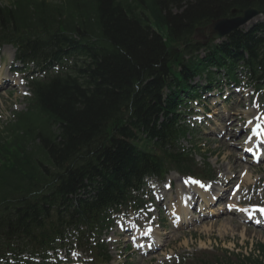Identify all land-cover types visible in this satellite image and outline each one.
I'll return each instance as SVG.
<instances>
[{
  "label": "trees",
  "instance_id": "1",
  "mask_svg": "<svg viewBox=\"0 0 264 264\" xmlns=\"http://www.w3.org/2000/svg\"><path fill=\"white\" fill-rule=\"evenodd\" d=\"M248 7L264 14V0L0 2V44L20 59L80 55L69 73L33 80L26 110L0 131V241L46 246L69 226L98 234L145 175L188 170L174 148L191 78L213 66L234 79L238 61L253 80L264 70V21L205 46L195 30Z\"/></svg>",
  "mask_w": 264,
  "mask_h": 264
},
{
  "label": "rangeland",
  "instance_id": "2",
  "mask_svg": "<svg viewBox=\"0 0 264 264\" xmlns=\"http://www.w3.org/2000/svg\"><path fill=\"white\" fill-rule=\"evenodd\" d=\"M264 19V16L255 18L243 29H249L252 25ZM201 36H196V40L202 41ZM13 49L11 47L5 46L0 50V56H5V68L9 66V58L13 54ZM203 55V54H201ZM2 60V59H1ZM16 66V65H15ZM19 83L23 82L21 77L17 78ZM198 84V87L201 88L205 85L206 81L204 76H201L200 79H195ZM21 81V82H20ZM218 84H215L212 87L214 88L209 93H205L203 98L206 100V104L211 108V113L209 119L206 123L201 120V113L197 116L191 117L190 120V129L189 135L182 139L180 144L188 150H194L197 154L195 155V160L197 162H202V157L206 156L210 167L215 171V175L222 173L226 177H232L236 174L235 166L236 162L241 165L242 170L238 173L240 179L232 185L230 189L229 197H233V201L238 204H253L255 202L264 201L263 190L264 189V160L259 164L250 165L245 158H242V153L239 150V147L242 146V143L247 141L245 132V123H242L244 120H249L254 112L251 111V107L256 109L257 99H260V102H264V93L257 96L253 93L252 88H246L242 90L239 88H229L224 86V81L221 76L216 78ZM218 85V87H216ZM218 91L220 92L219 96ZM226 91L230 93V101L224 102L221 97L226 95ZM240 92L241 96L234 95L233 92ZM7 92L10 95H7ZM201 92V91H200ZM27 91L18 85L17 90L13 89H0V125H3V122H6L8 119L12 118V114L16 111L23 110L26 104ZM242 100L241 105H236L239 100ZM213 102H217L216 106H213ZM248 106L246 109L243 106ZM203 107V106H202ZM202 107H199L202 109ZM264 111L260 107V114ZM232 113L233 118L238 119L235 122L234 128L231 131V135L228 139L221 140L218 136L224 133V136L227 138L228 132L226 128L228 127L224 122L222 116H226ZM241 116V121H239ZM222 125L220 127L219 125ZM248 138V139H247ZM238 147V148H237ZM232 148H236V155L228 156V153ZM192 152V151H191ZM241 156V157H240ZM235 165L232 169L230 167ZM251 171V179L248 183H244L243 177L246 172ZM171 178V179H170ZM164 180L165 182H158L160 190L163 189V185L167 183L170 179L172 183V192H176V188L180 185L179 176L173 173L168 174ZM259 180V181H258ZM155 181V180H154ZM241 184V190L235 193H232L233 190L239 187ZM151 186L147 185L145 193L149 197L148 190ZM262 190V192H261ZM171 197H175L173 193ZM238 194V196L236 195ZM233 195V196H231ZM145 196V197H146ZM153 199H158L156 189H153L151 192ZM150 196V197H151ZM169 192H167L166 201L162 204L168 205ZM162 208V205H160ZM224 209L223 202H219L213 211H219ZM161 216L165 217L161 212ZM122 216L118 217L114 222L112 230L104 237L107 239V246L109 253L112 257L111 264H194L199 263L202 260H215L219 259L220 261L227 260L230 257L233 261H236V256H233V253H241L243 256H260V251L257 249L259 244L264 245V231L258 230L254 227L249 226L247 223H244L239 219L235 213L228 212L224 213L220 217H213L207 221L197 222L188 227L183 226L178 229L172 228V226L165 220L163 227L158 229V237L160 242L163 243V246L157 251L146 257L139 256L131 248L127 249V239L125 237H117V230H119V222H122ZM224 218L230 219L232 223V231H224L221 229L223 225ZM144 219L143 214L131 215L127 217L128 222H135L136 224L140 223ZM116 225V226H115ZM222 230V231H221ZM242 233L244 236H242ZM118 234V233H117ZM157 237V235H156ZM74 248V246H72ZM258 250V251H257ZM62 252V250L60 251ZM88 256V255H87ZM88 258V259H87ZM90 264L91 259L85 257ZM17 264V260L14 259H0V264Z\"/></svg>",
  "mask_w": 264,
  "mask_h": 264
},
{
  "label": "bare ground",
  "instance_id": "3",
  "mask_svg": "<svg viewBox=\"0 0 264 264\" xmlns=\"http://www.w3.org/2000/svg\"><path fill=\"white\" fill-rule=\"evenodd\" d=\"M24 87V86H23ZM14 89V88H13ZM228 120H230V118L229 119H227V121ZM250 122H253L252 120H250ZM235 123V120L233 119L231 122H228V125L229 126H232L233 124ZM6 128H8V127H6L5 126V129ZM0 129H1V125H0ZM262 129L264 130V128L262 127ZM12 138V137H11ZM220 139L221 140H223L224 142H225V136L224 135H221L220 136ZM231 155H236V148L235 149H232V150H230V152L228 153V156H231ZM234 164H233V166H232V168H234ZM240 169H241V165L239 164V163H237L236 162V166H235V170L237 171V172H239L240 171ZM236 178H237V176H233L232 177V180H233V182H234V180H236ZM250 179H251V176H250V174L249 173H246L245 175H244V183L246 184V183H248L249 181H250ZM192 185H195L194 186V189L192 188H190V187H188V188H184V190H183V188L182 187H180L181 188V192L180 193H178L179 191H177V194H176V196L175 197H178V201H176L175 203H173V206L171 207V212L174 214H177L176 216L178 217V218H181V220H180V222L181 223H187V222H189V220H190V218L191 217H188V215H189V213H188V211H189V207H188V202L191 200H197V195L196 194H200L201 195V197L203 198V200H204V204L206 205L208 202H209V200L210 199H213V195L214 194H216V193H214V192H211V191H206L203 187H201L200 185H198V184H195L194 182H193V184ZM204 190V191H201V190ZM211 190H213V189H211ZM189 192H191L190 194H189V199L190 200H187V197H186V194H188ZM211 213H214V211H210ZM227 212H230V210L229 209H227V210H224L223 209V211H221V213L220 214H218L217 216H221L223 213H226L227 214ZM194 218H195V220L193 219V218H191V222L192 223H195L196 222V216L194 215ZM199 218V217H198ZM223 222H225V223H223V225L221 226V229H223L224 231H232L233 229H232V225H230V223H232V221L230 220V219H227L226 220V218H224V221ZM187 225H189V224H187ZM222 231V230H221ZM157 233V230L156 231H154V234H156ZM242 236H244V234L242 233ZM156 248L154 247V249L153 250H155Z\"/></svg>",
  "mask_w": 264,
  "mask_h": 264
},
{
  "label": "water",
  "instance_id": "4",
  "mask_svg": "<svg viewBox=\"0 0 264 264\" xmlns=\"http://www.w3.org/2000/svg\"><path fill=\"white\" fill-rule=\"evenodd\" d=\"M258 14L259 12L257 10L248 8L244 10L242 16L231 18V19L230 18L218 19L212 22L204 30H205V33L209 36V38L218 39L236 30L240 26L246 24L249 20L256 17ZM198 32L201 33V29H198ZM207 39L208 38L205 39V42H207Z\"/></svg>",
  "mask_w": 264,
  "mask_h": 264
},
{
  "label": "snow or ice",
  "instance_id": "5",
  "mask_svg": "<svg viewBox=\"0 0 264 264\" xmlns=\"http://www.w3.org/2000/svg\"><path fill=\"white\" fill-rule=\"evenodd\" d=\"M260 211H264V209H259Z\"/></svg>",
  "mask_w": 264,
  "mask_h": 264
}]
</instances>
